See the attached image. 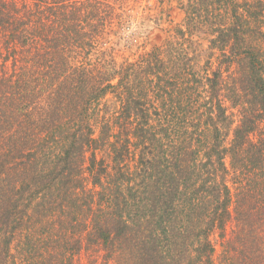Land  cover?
<instances>
[{
  "label": "trees",
  "instance_id": "trees-1",
  "mask_svg": "<svg viewBox=\"0 0 264 264\" xmlns=\"http://www.w3.org/2000/svg\"><path fill=\"white\" fill-rule=\"evenodd\" d=\"M19 1L0 0V264H264V0H156L160 30L183 16L182 67L164 45L93 63L128 0Z\"/></svg>",
  "mask_w": 264,
  "mask_h": 264
},
{
  "label": "rangeland",
  "instance_id": "rangeland-1",
  "mask_svg": "<svg viewBox=\"0 0 264 264\" xmlns=\"http://www.w3.org/2000/svg\"><path fill=\"white\" fill-rule=\"evenodd\" d=\"M25 0L19 1V4L24 3ZM127 4L123 5L118 8V18H115V24L114 25H108V29L104 31V36L100 38L97 43L101 46V50L98 47H95L93 50H91L90 54V59L94 62H100L103 60H108L111 61L113 58L116 60L119 64L124 63L125 61L128 62H134L137 61L138 59L144 58L145 55L150 53L153 48L159 47L164 45V50L158 49L157 51L160 53L161 57L164 56H170V59L173 60L171 62V67H173L174 62H178V64H185V58H180L179 55H182L184 53L188 52L187 45H184V41H181V35L179 32H175L172 27L175 26V24H183L182 19L183 16L178 15L177 12L173 13L171 18H174V23L173 24H167L162 27L166 28V31L160 30L156 26V20L158 16H160L156 10V0H128L126 2ZM152 6V13H153V22L148 23L147 29L142 31V35L135 39L134 41H130V38L132 33L137 29L136 26L137 20L144 15V12L146 11L147 7ZM174 6H177V3H174ZM123 7H125L123 9ZM122 9V10H121ZM121 11L123 13L128 14V18H131L133 22L127 23V28H125V22L128 21L126 20V16L124 17L121 15ZM163 19L164 23L166 21V15L163 14ZM121 23V25L119 24ZM111 27V29H110ZM119 29V30H118ZM171 30V31H170ZM120 31V32H119ZM160 31H164L163 33ZM150 37V39L148 38ZM147 38L149 40H147ZM122 41H121V40ZM114 43V44H113ZM204 43V41H202ZM155 46V47H154ZM2 47V46H1ZM112 48V49H111ZM104 50V52H100ZM203 49H207V43H204ZM4 53L2 56H5L6 53L3 49H1V53ZM184 52V53H183ZM188 54V53H187ZM0 56V62L2 63L3 59ZM203 56V55H202ZM83 57V56H81ZM209 56H205L204 58L202 57L200 63L198 66L195 67V71H202L204 67V63L207 61V58ZM211 60L214 65V61H217L218 58L217 55H212ZM210 58V57H209ZM80 62V61H79ZM215 66V65H214ZM180 67V71H181ZM215 68V67H213ZM114 97L113 96H108L104 100L101 101L100 106L97 107L96 113H91L89 116L88 120L91 125L94 127L95 131V137L99 135L101 128L103 125L106 123H110L112 126V121L115 122V119L113 117L116 116L114 111H116V105L114 103ZM115 132V128L113 127L112 130L110 131V136L113 135ZM109 149L105 148L102 149L103 152L97 154V166L105 168L107 172V177L111 180L116 178L117 173H115L112 170V160L113 157L108 151ZM91 152L88 153L87 156L90 155ZM229 163V162H228ZM88 175V174H87ZM109 175V176H108ZM89 177V175L87 176ZM232 230V226H228L227 232L230 233ZM213 241L217 254L221 252V241L220 237L218 235L213 236L211 238ZM94 253H82V256L76 257L75 258V264H104L103 260H101L100 254L98 252L91 250ZM87 255H93L94 259H87Z\"/></svg>",
  "mask_w": 264,
  "mask_h": 264
}]
</instances>
